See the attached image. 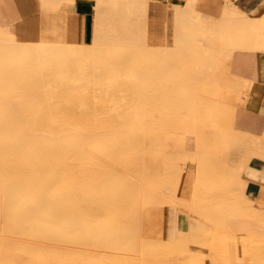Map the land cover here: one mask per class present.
<instances>
[{"label": "bare ground", "instance_id": "obj_1", "mask_svg": "<svg viewBox=\"0 0 264 264\" xmlns=\"http://www.w3.org/2000/svg\"><path fill=\"white\" fill-rule=\"evenodd\" d=\"M82 1L92 11L86 40L68 34L65 15ZM34 2L27 16L0 0L13 8L0 11V264H209L212 254L256 264L262 254L246 243V260L235 239L200 251L203 223L190 213L222 217L214 223L226 233H264V195L244 193L264 127L234 125L237 104H264V88L231 69L236 52L264 51V9L168 0L165 40L153 44L148 0ZM178 128L196 130V150L170 144L162 166L147 165L145 146ZM171 152L197 163L189 192ZM161 204L171 207L147 209Z\"/></svg>", "mask_w": 264, "mask_h": 264}, {"label": "crops", "instance_id": "obj_2", "mask_svg": "<svg viewBox=\"0 0 264 264\" xmlns=\"http://www.w3.org/2000/svg\"><path fill=\"white\" fill-rule=\"evenodd\" d=\"M147 14V40L153 44H161L166 37L165 25L169 18L170 9L168 0H151ZM235 4L246 12L257 10L259 13L264 9V0H233ZM221 3V0H218ZM15 10L25 15L35 11L36 5L32 0V8L21 11L12 0ZM167 3V4H166ZM163 5V6H162ZM203 4L201 7L203 8ZM67 32L71 36L81 35L83 39L89 38L92 11L85 1L69 5L66 11ZM89 17L87 31L86 21ZM160 19V21H159ZM157 23V24H156ZM163 23V24H162ZM158 26V27H157ZM151 30V31H150ZM164 30V31H163ZM151 35V36H150ZM160 36V38H158ZM162 39V40H161ZM164 39V40H163ZM260 52V53H259ZM236 52L231 69L250 80L251 86H262L264 88V51ZM234 125L251 134H259L264 127V104L254 100L245 99L237 104L234 110ZM264 150V146L262 148ZM246 183L244 193L250 197L264 195V156H251L244 170Z\"/></svg>", "mask_w": 264, "mask_h": 264}, {"label": "rangeland", "instance_id": "obj_3", "mask_svg": "<svg viewBox=\"0 0 264 264\" xmlns=\"http://www.w3.org/2000/svg\"><path fill=\"white\" fill-rule=\"evenodd\" d=\"M14 1H15L16 6L23 12H26L30 8L33 7L32 6V0H14ZM151 2H152L151 0H148V8H147L148 10H149V5H150ZM12 7H14L13 3H12ZM2 8L3 9H1L0 11H1V13L3 15H5L6 17L11 15V9H13V8H11V7L7 6V5H4V7H2ZM32 12H30V14ZM26 15L28 16V14H26ZM146 24H147V21H146ZM34 28L37 29L38 27L35 25ZM22 33H28V30L24 29ZM158 117H162V116L158 115ZM190 124L194 126V124L192 122ZM177 130L178 131H176V132H172L170 130L168 132H165V133L161 132V133H159V137H158L160 140L157 143H155V142L151 143L150 142V143H148L145 146V149H144L145 152H147V151H149V152L152 151L153 152V154L145 153V155H144L145 161H147L146 162L147 165L148 164L151 165V166L155 165L156 160H157L158 161V165L160 164V166H162L163 163L165 162L162 154H163V152L167 151V148L170 146V144H171L172 151H182L183 149L196 150L195 149L196 148V140L194 139V137L198 136L196 130L195 129H193V130L189 129L188 131H185V130L183 131L182 129H179V128ZM185 132L189 133L192 136L189 137V138L186 137L187 133H185ZM173 142H175L174 145H173ZM241 142H242L243 145L240 147V149H242L244 147L245 143H246V145H249L251 143L248 138H246V140H243ZM170 156H173V160H171V161H173L172 162L173 163L172 166L174 165L173 167H175V169H177L179 172H181L182 175H184V174L190 175V178H191L190 181H189V185L190 186H189V188L187 190L189 192V190H191V188H192V183H193L192 178L195 176V170H196V167H197V163L194 162V161H189V160H187V161L184 160L183 161V160L177 159L179 155L178 154H174L173 152H171ZM172 166H171V168H172ZM25 168L27 170V167H25ZM159 170H160V173H161V172H163L164 169H163V167H160ZM159 176H158V178H160L159 179L160 181L158 179L156 180V183H155L156 187H157V189L161 190V192H163V194H167V192H168L167 190L169 188L168 185H167L168 183L164 180V178H165L164 175H160L159 174ZM157 181H159V184H157ZM162 182H163V185H162L163 188L161 186ZM164 184L167 185V186H165ZM164 186H165V188H164ZM176 186L180 188L179 191L185 192L184 190H186V189H184V186L181 184V180H180L179 185L177 184ZM159 190H158V192L161 193ZM185 196H188V195H185ZM165 207H171V206H169V204H161V205L151 206V207H149L147 209H152V208L163 209ZM190 216H191V218L195 216L201 223H203V227L200 228V233H199V236H202V237L199 238L198 244H197V248H201L202 249L200 251H204L206 253H208V252H210V253H216L217 252L218 253L220 251V248L224 247V245H223V240L224 239H227L228 241H231V240L235 239V240H237L240 243L241 248L243 247L241 256L246 257L245 259L247 260V255L244 254L246 252V250H244L245 249L244 247H246V243H250V244H252L253 250L255 249V251L260 252L262 254V257H257V258L254 259L256 264H260V263L264 264V233H263V231L259 232L257 230V228H255V229L252 228V231L249 229L247 231L248 233L242 235V234H240V232H239V230L237 228L235 229V228H232V227L231 228L227 227V232L228 233H226V231H225V229L223 227H219V226L222 225V221H221L222 217L211 216L212 219H214L213 217H215L216 221L215 220L210 221L209 217L207 218V220L209 219L207 221V220H205L206 218L203 220V218L201 219L198 215H195L194 213H190ZM216 217H217V219H216ZM214 221L217 222V224L219 226H217V224H215ZM188 222H189V219H188ZM236 232H238V234ZM142 234L144 235V233H142ZM223 235H225V237ZM190 246L192 247L191 244H190ZM222 253H223V250H222ZM213 255L214 254H212V256L207 255L209 257V259H210L209 262H211V263H209L207 261V259L204 260V261H207L209 264H213L212 262H214V264L220 263L221 260H219V259L217 260L218 255H216L215 258L213 257ZM185 257H186V254H184L180 258L179 261H182V260L185 261ZM242 259L240 260L241 262L243 261ZM216 261H218V262L216 263ZM249 261L251 262L253 260L251 259Z\"/></svg>", "mask_w": 264, "mask_h": 264}, {"label": "trees", "instance_id": "obj_4", "mask_svg": "<svg viewBox=\"0 0 264 264\" xmlns=\"http://www.w3.org/2000/svg\"><path fill=\"white\" fill-rule=\"evenodd\" d=\"M86 26H87V31H88V27H89V17L87 18Z\"/></svg>", "mask_w": 264, "mask_h": 264}]
</instances>
